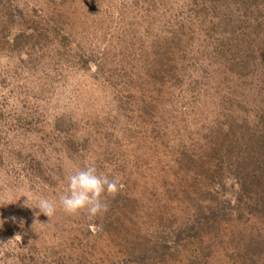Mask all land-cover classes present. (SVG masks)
I'll use <instances>...</instances> for the list:
<instances>
[{
    "label": "rangeland",
    "instance_id": "obj_1",
    "mask_svg": "<svg viewBox=\"0 0 264 264\" xmlns=\"http://www.w3.org/2000/svg\"><path fill=\"white\" fill-rule=\"evenodd\" d=\"M263 118L264 0H0V264H264L237 168ZM88 164L123 187L66 214ZM41 198L51 218L25 206ZM125 201L135 243L113 229Z\"/></svg>",
    "mask_w": 264,
    "mask_h": 264
},
{
    "label": "clouds",
    "instance_id": "obj_2",
    "mask_svg": "<svg viewBox=\"0 0 264 264\" xmlns=\"http://www.w3.org/2000/svg\"><path fill=\"white\" fill-rule=\"evenodd\" d=\"M67 190L59 197L60 208L69 215L85 213L89 218L102 216L108 211L107 196H114L123 187L120 177L101 173L94 164H88L67 175ZM26 207L39 209V213L51 218L57 204L49 198H41L35 207L27 199Z\"/></svg>",
    "mask_w": 264,
    "mask_h": 264
},
{
    "label": "trees",
    "instance_id": "obj_3",
    "mask_svg": "<svg viewBox=\"0 0 264 264\" xmlns=\"http://www.w3.org/2000/svg\"><path fill=\"white\" fill-rule=\"evenodd\" d=\"M220 115L217 114L215 115L214 113L209 119V125L212 127L215 132H218L220 135L228 132L226 129H231L233 130L232 126H228L226 123L229 119V116L227 115V118L225 121L221 120ZM226 117V116H223ZM262 122H264V118L262 119ZM247 128L246 126H244ZM264 125L262 126V130H255V129H250L247 128V132L244 135H248V137L245 138L243 143L247 142V145L245 149L240 148L239 152L242 157L240 161H238L237 168L239 167L241 171L244 173V180L242 181L245 186H249L251 190L254 192L256 196L259 198L264 199ZM225 134L220 140L215 141L216 145L215 147H218L219 149L224 147V142L226 139H224ZM233 142L231 144V147L228 151V155H233L235 152V149L233 148ZM203 146H200L198 150L200 152H204L206 154V151H203ZM214 153V152H213ZM202 157V154H201ZM206 166H208V163H206ZM206 168V167H205ZM208 169V168H207ZM185 173V172H184ZM186 174V173H185ZM201 174L204 176H208V173L205 169L202 168ZM131 201L123 203V207L121 209V206H110L111 209L115 212L118 211L120 212V218H117L116 225L114 226L113 229H120V236L126 241H129V243H135L131 238H128L129 233L128 229L132 226L131 230L133 227H137V223L139 224V220L137 218L136 210H133L132 213H126V210L130 209L131 207L134 206V201ZM126 222L129 224L131 223L130 227H127L128 225H124ZM123 227V228H122ZM115 231V230H114ZM113 231V232H114Z\"/></svg>",
    "mask_w": 264,
    "mask_h": 264
}]
</instances>
